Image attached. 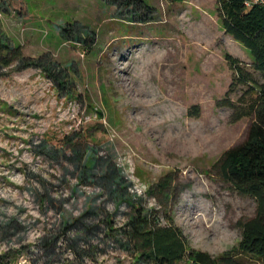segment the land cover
Segmentation results:
<instances>
[{
  "label": "rangeland",
  "instance_id": "rangeland-1",
  "mask_svg": "<svg viewBox=\"0 0 264 264\" xmlns=\"http://www.w3.org/2000/svg\"><path fill=\"white\" fill-rule=\"evenodd\" d=\"M1 1L0 264H136L132 205L171 216L188 249L239 256L257 203L216 164L252 119L219 101L226 54L252 60L217 0Z\"/></svg>",
  "mask_w": 264,
  "mask_h": 264
},
{
  "label": "trees",
  "instance_id": "trees-1",
  "mask_svg": "<svg viewBox=\"0 0 264 264\" xmlns=\"http://www.w3.org/2000/svg\"><path fill=\"white\" fill-rule=\"evenodd\" d=\"M129 6L133 0H120ZM247 0H217V12L221 26L236 42L243 45L251 57L250 69L240 59L226 54L232 70L230 89L220 104L232 110V121L252 119L245 140L227 149L217 160L222 176L242 195L256 200L253 216L238 222L241 239L237 251L239 256L223 255L217 259L205 252L187 248L180 230L168 216V223L161 224L153 213L139 205H132L133 213L120 229V241L130 242L134 247L135 261L141 264H244L240 255L257 259L264 264V2L246 3ZM9 47L0 34V63L9 64ZM14 58L21 59L20 51ZM23 66L40 64L23 60ZM259 73L263 79L256 78ZM236 93V98L231 93ZM194 107L188 109L195 116ZM163 180V181H162ZM156 187L167 188L168 176ZM152 216V218H151ZM108 229L117 231L107 219ZM117 237L119 235H116ZM136 263V264H137ZM3 264V263H2Z\"/></svg>",
  "mask_w": 264,
  "mask_h": 264
},
{
  "label": "built area",
  "instance_id": "built-area-1",
  "mask_svg": "<svg viewBox=\"0 0 264 264\" xmlns=\"http://www.w3.org/2000/svg\"><path fill=\"white\" fill-rule=\"evenodd\" d=\"M253 2H264V0H247L246 1V3L249 5V4H251V3H253ZM1 3H2V1L0 0V7H1Z\"/></svg>",
  "mask_w": 264,
  "mask_h": 264
}]
</instances>
